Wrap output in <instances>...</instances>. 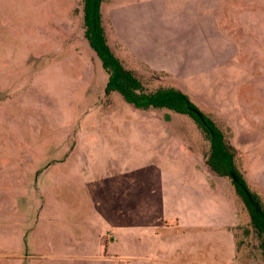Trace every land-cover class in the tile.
Wrapping results in <instances>:
<instances>
[{"label": "rangeland", "instance_id": "rangeland-1", "mask_svg": "<svg viewBox=\"0 0 264 264\" xmlns=\"http://www.w3.org/2000/svg\"><path fill=\"white\" fill-rule=\"evenodd\" d=\"M191 1L202 0H119L116 8L140 24L137 39L150 40L113 51L142 65L136 75L148 89L188 94L231 143L264 204V0H226L213 13L199 5L197 14ZM82 10V0H0V264H264L232 179L207 165L198 123L107 93ZM125 117L148 138L144 158L167 170L163 216L100 249L88 187L63 162L75 147L87 156L90 136L103 141L104 120Z\"/></svg>", "mask_w": 264, "mask_h": 264}, {"label": "crops", "instance_id": "crops-1", "mask_svg": "<svg viewBox=\"0 0 264 264\" xmlns=\"http://www.w3.org/2000/svg\"><path fill=\"white\" fill-rule=\"evenodd\" d=\"M223 2L225 3L226 0H202L196 3L195 8V3L191 1V6L196 14L199 5H201L200 11L213 13L225 7L221 4ZM118 3L119 0H103L102 2L103 25L112 50L120 43H130L135 46L148 44L150 39L148 40L147 37L144 39L136 37L140 24L134 23V20L130 21L129 17V15L133 17L134 13L129 14L128 8H116ZM218 4H221L222 8H218ZM235 8L237 7L233 9ZM137 10L142 13H138L135 19L139 18L144 27L142 23L144 10ZM228 11L229 8L225 13ZM126 17L132 25L126 21ZM118 57L135 74L143 69L142 65L135 66L128 59ZM122 106L124 104H121ZM139 125L141 124L128 117L104 120L103 141L98 140L96 134L90 136L94 144L92 149L87 148L89 149L87 156L77 151L81 147H75L63 162V165L68 164V166L72 163L73 173L78 175V183L81 182L88 187V195L97 210L96 216L100 220V226L103 227L97 240L100 249L105 246L108 248L120 238L126 241L133 239L135 232L139 233L159 224L163 216L164 189L162 187L167 170L161 164L152 163L144 158L143 154L150 149L147 145V136L144 141H141V135L135 129ZM141 151H143L142 154H140ZM65 183L66 181L63 182V188ZM85 196L83 191V198ZM107 231L110 233L111 241L104 236ZM110 258L111 256L108 259Z\"/></svg>", "mask_w": 264, "mask_h": 264}, {"label": "trees", "instance_id": "trees-1", "mask_svg": "<svg viewBox=\"0 0 264 264\" xmlns=\"http://www.w3.org/2000/svg\"><path fill=\"white\" fill-rule=\"evenodd\" d=\"M102 2L103 0H82V11L84 35L109 75L106 92L118 91L126 101L138 108H168L190 115L209 142V149L205 154L207 165L213 172L232 179L264 250V204L260 195L249 188L243 172L238 169L235 149L226 140L218 125L194 105L187 93L177 87L161 86L150 90L135 72L124 64L108 44L103 25Z\"/></svg>", "mask_w": 264, "mask_h": 264}]
</instances>
